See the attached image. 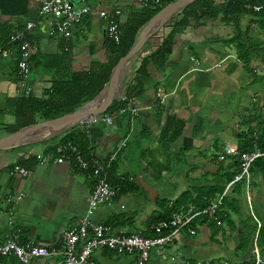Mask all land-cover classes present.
Instances as JSON below:
<instances>
[{
	"label": "crops",
	"instance_id": "crops-1",
	"mask_svg": "<svg viewBox=\"0 0 264 264\" xmlns=\"http://www.w3.org/2000/svg\"><path fill=\"white\" fill-rule=\"evenodd\" d=\"M2 1L0 0V50H6L7 55L0 54V141L18 133L7 130L16 124L15 102L22 97L19 84L21 78L18 73L21 51L17 43L10 42L12 36L23 33L30 42L31 72L27 83L34 88V97H42L44 91L51 86L55 73V70H49V66L61 65L78 72L87 71L94 63L108 60L107 21L101 18L100 12L112 13L120 10L121 23H125L130 16L145 7V4L153 2V0H71L76 8L90 7V12L73 32L70 31V39L66 42L56 31L54 18L40 15L42 0H28L27 11L22 16H12L3 12L2 5L5 4ZM28 23H34L36 27L27 30ZM244 23L248 24L249 18H245ZM171 25L170 20L161 28L157 27L158 24L153 27L154 34L146 43L151 51L163 43ZM252 33L256 36L258 29L255 27ZM232 35L233 28L230 25L216 21L203 25L192 23L176 34L172 52L164 67L159 69L152 61L148 65L150 75V79L146 80L148 92L135 100L140 111L132 120L128 137L135 134L144 138L152 133V138L159 144L158 136L161 130L155 109L160 104L165 111L163 121L165 116L174 114L186 122L183 135L172 145L173 155H177L179 151L197 152L203 146L206 148L213 146L212 141L220 137L216 134L217 129L218 132L233 130L232 135L235 136L236 143L230 148L237 153L238 134L249 129L258 130L260 122L264 120V101L261 102L258 93H253L246 87L248 84L240 85L237 81L246 69L243 62L237 58L235 48L221 41L231 38ZM66 46H69L68 51H65ZM48 57H58L64 61ZM141 62L142 58L138 57L128 62L121 74V88L127 86L129 79L135 77ZM250 66L253 71H246L249 73L250 82L254 83L258 73L264 71V65L254 59ZM244 94H249L251 100L242 97ZM213 97L221 101L228 98L238 100L236 103L229 102L223 107H218L217 102H212ZM209 101L213 103L211 107ZM207 108L212 109L207 116L219 123L215 130L207 128L201 119L200 115ZM240 111H245V115ZM118 115L111 116L113 124H107L104 136L95 143L96 155L104 161L112 162L119 150L115 145L119 141L123 140L126 143L128 140V137L123 138L124 130L116 124ZM231 121L233 122L230 123ZM42 122L45 121H39L37 124ZM110 126H115V130L110 129ZM76 127L82 128L83 123L54 131L44 129L28 132L19 142L14 143L13 147L0 150V243L9 237H15L22 245L34 244L49 250L57 249L61 244L63 232L84 215L88 198L94 188L90 172L78 171L69 161L63 163L46 161V158L56 156L49 148L56 146V153L59 152L61 139ZM227 145L229 144L223 147L224 152L211 156L210 160L197 161L199 164L192 171V189L187 190H195V198L199 192L206 190L214 182L224 159L223 168L226 171L233 170L228 167L231 163L229 156L232 154L225 151ZM38 155L42 158L38 159ZM221 155H225V158L219 162L216 157L219 158ZM15 167L25 168L29 170V174L23 176L19 172L13 173ZM123 174L130 173L120 170L119 164L117 175ZM189 174L191 175V171ZM131 176L141 188L138 176ZM21 193L25 194V198L18 201L12 216L7 215L10 205L6 198ZM141 193L139 191V194L121 195L113 206H99L94 213L95 223L104 225L111 219L113 233H139L147 236L150 217L161 211L160 204L165 200L159 199L158 193L157 196L153 194L152 198ZM231 195L232 199L237 200L232 204L233 209L240 206L241 212L232 215L230 223L215 227L212 222L199 220V224L194 228L196 234L183 230L164 246L154 249L149 264H166L173 259L188 260L192 264L212 260L223 264H243L253 257L251 247L242 252L238 249L240 223L251 216L259 228L264 226V173L254 171L253 174H249L242 183V191H232ZM253 246L255 254L256 243ZM259 256L264 259V255ZM58 259L59 256L38 258L32 260L30 264H56ZM92 259L96 264H133L136 257L97 250L93 253ZM15 262L16 258L13 256L0 258V264Z\"/></svg>",
	"mask_w": 264,
	"mask_h": 264
},
{
	"label": "trees",
	"instance_id": "trees-1",
	"mask_svg": "<svg viewBox=\"0 0 264 264\" xmlns=\"http://www.w3.org/2000/svg\"><path fill=\"white\" fill-rule=\"evenodd\" d=\"M175 1L177 0H160L159 3L151 2L130 16L125 23H121L120 42L115 43L108 38L106 40L108 54L106 62L94 63L89 70L78 72L61 65L58 67L49 66V70H55L51 86L44 91L42 97H21L16 100V110L14 111L16 124L8 127L7 130L16 133L27 126L37 124L39 121L53 120L74 113L82 107L100 106L107 97L110 81L119 61L132 49L138 36L150 20L163 8ZM2 2L5 4L2 5L3 12L12 16H22L28 8V0H3ZM254 5H262L264 7V0H193L185 5L172 17L170 32L164 38L163 43L154 51H151V48L146 45L131 59L142 58V62L136 71L135 77L129 79L127 83L126 100L116 98L102 117H111L119 114L116 124L124 130L123 138L126 139L128 137L133 118L129 110L123 114H120V111L128 109V105L132 100H137L146 95L148 92L146 80L150 79L148 72L149 63L151 61L154 62L159 69L164 67L166 60L172 52L176 34L188 28L192 23L203 25L207 22L216 21L223 25H230L233 28L232 37L221 41L235 48L237 58L243 62L246 70L253 71L250 65L254 59L264 65V8L259 12L248 9V6ZM245 18H249L248 24L244 23ZM255 27L258 29V34L253 36L252 32ZM48 59L60 60L58 57H48ZM63 61L60 60V62ZM155 111L161 130L158 136L160 147L165 156L171 157L174 154L172 145L183 135L186 122L174 114L165 116L163 121L165 111L160 104H158ZM258 127V130L249 129L247 132L238 134L239 145L237 147V154L229 156L231 163L228 164V167H231L232 171H226L223 168L225 164L224 159L215 175L214 182L206 190L199 192L196 198L190 194V191H185L176 200L162 202L160 204L161 211L150 217L149 233L145 237L153 236L152 227L150 228V226L171 218L175 213L188 211L190 207H193L195 212L207 208L232 183L230 191L222 199V204L215 218L209 219L207 216L198 217L192 222L190 227L196 228L199 220H202V222H212V225L215 227L221 226L226 222L230 223L229 219L232 220L231 216L241 212L240 206L237 209H233L232 204L236 203L237 200L231 198V193L232 191L241 192L242 183L246 179L245 176L239 181H235L236 177L242 173V156L246 153H253L258 149L264 153V120L260 122ZM106 130L107 124L103 122L91 126L90 129L76 127L61 139L59 145L63 146L71 142L79 148L85 159L92 160L93 157L97 156L95 143L104 136ZM126 146L127 143L116 152V157L110 162L108 170L109 183L111 186L120 189L119 196L129 193L139 194V191H141L135 178L130 174L117 175L119 161L121 160L120 155ZM49 151L54 152L56 155L60 154L58 151L56 153V146H51ZM146 153L152 154L153 152L151 150L149 152L143 151V155ZM216 158L218 159V157ZM153 162L150 164H157L160 173L167 168L166 165H170L169 162ZM254 171L264 173V156L255 159L251 163L249 174H253ZM104 225L112 227V220H108ZM240 227L241 233L239 235L238 249L242 252L251 247L254 255L243 264H258L253 245L256 243L260 254L264 255V226L259 228L253 218L248 216L240 223ZM1 257L3 256L0 255ZM209 264L223 263L212 260Z\"/></svg>",
	"mask_w": 264,
	"mask_h": 264
},
{
	"label": "built area",
	"instance_id": "built-area-1",
	"mask_svg": "<svg viewBox=\"0 0 264 264\" xmlns=\"http://www.w3.org/2000/svg\"><path fill=\"white\" fill-rule=\"evenodd\" d=\"M154 3H159V0H153ZM146 6V4H145ZM264 7L262 5L248 6L255 12H259ZM90 12V7L83 6L76 8L71 0H42L40 7V15L43 17L54 18V27L56 31L63 36L66 42L70 39V28L73 25H79L84 17ZM101 18L107 21V38L115 43L120 42L121 32V11L115 10L112 13L106 11L100 12ZM36 27L34 23H28L27 30H33ZM10 42H15L19 45L21 51V59L18 63V73L20 75V87L22 97H31L35 95V90L31 85H28L27 79L31 72V64L29 61L31 55L30 42L25 38L23 33L11 37ZM69 46H66L65 51H68ZM2 56L7 55V51L1 49ZM119 99L126 100L125 95H120ZM158 106V105H157ZM127 110L131 112L132 118L136 117L140 111L136 107L135 100H132L128 105V109H122L120 114ZM105 122L113 124L112 117L90 116L84 120L83 128L90 129L91 126ZM125 144V143H124ZM123 144V146H124ZM225 151L229 154L236 155L229 146L225 147ZM58 155L46 158V161L51 160L55 163L72 162L74 167L82 172H90L94 180V188L88 198L87 209L84 215L77 222L67 228L61 238L59 248L49 250L46 247L26 244L22 245L15 237H9L5 242L0 243L1 256H13L16 258L15 264H30L34 259L49 258L50 256H59L56 264H96L93 259V253L97 250H108L117 255H135L136 259L133 264H149L151 253L154 249L167 244L172 238L178 236L183 230L189 231L191 234H196V231L191 228L192 222L201 216H207L209 219H214L216 213L222 204V199L230 191L232 183H230L225 192L217 199L212 201L209 206L201 211L195 212L193 207L188 211L175 213L171 218L162 220L152 226L153 236L145 237L139 233H113L111 227L99 225L94 221L95 210L101 206H113L119 196L120 189L110 185L108 180V170L110 168V160L104 161L100 157L95 156L92 160L85 159L79 148L71 142L60 146ZM264 153L259 149L253 153H246L242 156V173L238 175L235 181H239L243 177H249V167L251 163ZM38 159L42 156L38 155ZM225 155H221L218 161H222ZM19 172L23 176L29 174V170L21 167H15L14 172ZM25 198V194L21 193L17 196H8L6 202L10 205L6 214L12 216L14 214L18 201ZM255 255L258 259V264H264V259L259 256L260 250L255 248ZM166 264H192L188 260L173 259ZM197 264H209L197 263Z\"/></svg>",
	"mask_w": 264,
	"mask_h": 264
},
{
	"label": "rangeland",
	"instance_id": "rangeland-1",
	"mask_svg": "<svg viewBox=\"0 0 264 264\" xmlns=\"http://www.w3.org/2000/svg\"><path fill=\"white\" fill-rule=\"evenodd\" d=\"M234 54L236 55L235 52ZM244 74L241 78H239V80H237L239 84L245 86L248 84L246 87L251 92L258 93L257 95L260 101H264V71H260L258 73V75L254 78L256 79L254 83L250 82L249 73L246 70ZM242 97L251 100L249 94H244ZM211 100L212 102H217L216 104H218V107H223L229 102L236 103L238 99L228 98L221 101L218 100L217 97H213L211 98ZM212 102L209 101L210 107L211 104H213ZM211 111L212 109L209 108L204 109L200 116L207 128L215 130L218 128L219 123L217 122V120L215 121L213 120V118L209 117ZM242 112H244L242 115H245V111H240V113ZM207 113H209L208 116ZM230 120L232 119H229V121ZM232 122L233 121H231L230 123ZM111 128L115 130V126H110V129ZM218 131L219 129H217L216 134L220 135V137L212 141L214 143L213 146L208 148L203 146L197 152L196 150H191L190 153L179 151L177 155H171V157H165L162 149L159 147L158 142H156L154 138H152V134L149 133L150 135L147 134V136L144 138H140L139 136L132 134L128 137V140H126L127 146L123 149V152L120 155V170H122L123 172H129L131 175L138 176V178L140 179L139 185L141 186V192L144 196H146L147 194L152 198L153 194L157 196L158 193L159 199L165 200L166 202L170 201L179 197L182 192L192 189V171L196 169L195 166H198V160H210L211 156L216 155L220 152H224L223 147L226 144H229L227 146L232 147V145L236 143V138L234 135H232V129L230 131ZM124 143L125 142L122 140L119 141L115 146H117L118 149H121ZM149 150H151V152L153 153H146L145 155H143V151ZM195 156L198 157L196 158ZM152 161H154L153 163L169 162L170 165H166L167 168H165V170L160 173L159 166L157 164H150ZM190 171L191 175L189 174ZM195 193V190L190 191V194L193 196ZM153 199L155 198L153 197Z\"/></svg>",
	"mask_w": 264,
	"mask_h": 264
},
{
	"label": "water",
	"instance_id": "water-1",
	"mask_svg": "<svg viewBox=\"0 0 264 264\" xmlns=\"http://www.w3.org/2000/svg\"><path fill=\"white\" fill-rule=\"evenodd\" d=\"M193 0H177L165 8H163L158 14H156L148 23V25L144 28L141 34L138 36L134 46L128 52V54L119 61L117 64L115 71L112 75L109 91L105 101L98 107H91L76 111L74 113H70L64 115L62 117L45 121L40 124L30 126L25 128L13 136H10L2 141H0V150H7L13 147L14 143L19 142L20 139L27 134L28 132H32L35 130H44L50 129L52 131L65 127L72 126L79 123H82L84 120L88 119L90 116H100L107 112L110 105L113 101L118 98L120 95H125L127 92V86L121 88V74L128 64V62L146 45L149 38L154 34L153 27L158 24V28L163 27L167 24L172 17H174L178 11L183 8L185 5L190 3ZM77 28V25H73L69 30L73 32L74 29ZM137 180V179H136Z\"/></svg>",
	"mask_w": 264,
	"mask_h": 264
}]
</instances>
